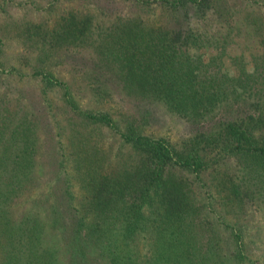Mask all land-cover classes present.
<instances>
[{
  "label": "trees",
  "instance_id": "16d2710c",
  "mask_svg": "<svg viewBox=\"0 0 264 264\" xmlns=\"http://www.w3.org/2000/svg\"><path fill=\"white\" fill-rule=\"evenodd\" d=\"M106 1L85 0V8L66 10L57 15L50 32L54 29L52 35L58 36L60 45L85 42L91 52L100 51L106 61L116 64L123 76L120 110H108L106 105L103 110L98 106L85 111L71 94L72 86L80 84L53 80L50 71L37 68L43 82L49 83L42 99L48 89L64 87L65 101L80 115L79 121L72 122L52 113L50 122L58 136L66 129L72 132L67 159L73 168L71 174L64 170V178L82 179L76 204L53 185L57 201L46 213L49 218L35 209H24L22 217L16 216V199H29L42 173V169L38 173L43 146L39 130L44 114L36 108L40 97L7 102L9 90L0 91V264H222L225 257L233 264H247L249 246L237 231V222L228 246L219 236L207 238L200 233L203 208L193 182L187 189V180L193 175L202 181L207 172L228 169L234 162L243 173L238 182L229 179L230 188L216 186L226 211L231 207L242 211L246 188H257L264 200V13L251 2L243 9L250 11L249 18L239 16L216 42L206 44L216 51L196 49L195 56L190 46L197 44L194 24L185 27L181 20L189 17L191 8H205L213 0H127L136 7L156 2L169 13L165 21L150 20L142 13L116 15L112 7L102 5ZM234 27L247 31L237 36L231 34ZM229 49L238 54L230 56ZM86 79L98 101L107 104L110 84L98 75ZM133 101L141 106L157 102L186 119L195 133L176 143L150 133L146 123L152 109L137 114ZM99 124L129 145L131 158H112L104 150L94 135ZM87 133L95 140H86ZM45 157L49 158L46 152ZM50 159V179L58 178L57 167L62 168L65 160ZM52 217V226L60 234L56 245L45 237ZM145 240L150 241V256L140 249Z\"/></svg>",
  "mask_w": 264,
  "mask_h": 264
},
{
  "label": "rangeland",
  "instance_id": "374dc122",
  "mask_svg": "<svg viewBox=\"0 0 264 264\" xmlns=\"http://www.w3.org/2000/svg\"><path fill=\"white\" fill-rule=\"evenodd\" d=\"M251 2L257 3V7L264 13V0H213L205 8L199 10L191 8L189 17H183L181 20L185 27L188 23L194 24L193 32L197 37V42L195 41L197 44H190L193 52L191 54L197 56L199 52L196 53L195 50H200L201 48L205 53H209L212 50L216 51L213 45H208L212 46L210 49L206 44L216 42V38L226 33L228 24L233 23L239 16H242L244 20L249 18L250 11L243 9ZM154 3L156 2H153L151 6L147 5L145 7L137 4L136 7L127 0H107L102 5L112 7L116 15L136 16L142 13L150 20H167L169 13L166 10H162V7L154 5ZM80 6L82 8L87 6L85 0H0V30L3 28L0 32V36L2 34L3 39L0 41V91L9 90L7 102L25 101L29 98L40 97L36 108L44 114V122L41 124L42 130H39L40 142L43 146L40 148L39 158L41 159L38 163V173H40L41 169L42 173L39 175L40 179L31 192L29 199L23 201L21 198L16 199L17 202L14 207L17 217H22L24 209L25 211L35 209L42 217L49 218L46 213H48L53 203L57 201L56 196L52 193L53 185L57 187V192L65 194L66 199L75 201V204L80 199L83 191L80 176L70 180L64 178V175H66L64 170H68V173L71 174L73 168L71 159H67L70 158L69 152L72 145L70 137H72V132L66 129L62 136H58L55 133L56 128L52 127L51 130L50 125L52 113H55L56 117L60 119L67 118V120L70 119L72 122L79 121L80 115L77 110L73 109L70 102L65 101L64 87L47 88L48 96L45 100L42 99L44 87L49 83L46 80L43 82L42 74H37L38 66H40L39 68L42 71L44 69L46 72L50 71V78H55L53 80L66 81L71 83L70 85H75L74 82L80 84L81 86L76 85V88L72 86L71 94L78 106L85 109V111L97 110L98 106L99 109L102 108L103 110L107 105L108 110L115 112L122 107L120 97L124 95V92L120 91V86L123 76L116 64L111 65V63L106 61L100 51L97 54L91 52L89 50L91 47L85 42L70 43V41H65L66 44L60 45L55 40L58 36L56 34L52 35L54 29L52 33L50 32V29L54 28L56 24L57 15H61L69 9L80 8ZM16 25L19 26L18 29H16ZM9 26L10 28L7 31L5 28ZM242 30L247 31L244 28L234 27L231 34L241 35ZM261 35L264 37V32ZM261 35L259 39H262ZM229 52H232L229 53L230 56L238 54L236 50L229 49ZM45 55H49V57H44ZM244 59L243 61H246L247 56ZM39 61L44 62L41 63ZM98 68L100 72L96 73ZM13 70H16L15 74L10 73ZM87 75H95V77L98 75L103 83L110 84L109 93L111 95L106 97L107 104L106 102L102 103L103 99L98 101L94 92L90 91L86 79ZM222 78L220 77L219 79ZM152 102L151 105L141 106L133 101L131 105L137 107V114H139L140 110L149 111L152 109L150 117L148 115L149 121L146 123V128L150 133L166 137L174 143L183 141L195 133L194 127L186 119L175 116L166 108L157 104V102ZM75 126L78 129H82L83 125L77 123ZM99 126L94 135L97 141L101 142L104 150L110 152L112 158H120L121 155L126 159L131 158L129 145L120 140L118 135L110 128L100 124ZM76 135L77 133L74 134V136ZM87 135L85 136L86 140H95L91 133H87ZM49 137L52 138L50 142H48ZM60 140H62L61 145L59 144ZM68 145H70V149L67 148ZM50 147L55 148L54 153L49 152ZM63 148L65 149L63 150ZM45 152L49 158L45 157ZM63 153H67V156H62ZM53 156L60 159L63 158L65 163L64 165L62 164V168L57 167L60 177H52L50 179V174L53 172L50 167V158H53ZM240 171V169L237 170L236 164L231 162L228 169L207 172L203 175L204 179L202 181L194 180L193 175L190 177L186 175L190 179L187 180V189L193 182V189L198 194L200 206L203 208L199 213V216L202 215L201 217L203 218L201 220V234H204L207 238L219 236L222 238V242L228 246V240L232 238L233 225L237 222V231L242 232L246 244L249 246L247 254L250 256V261L247 264H264V200L261 199L260 193H257L258 189L255 186L256 191L246 188V191H243L246 202L242 207V211H238L236 207H231L230 212H228L223 207L222 196L218 193L220 187L216 188L217 185H224L230 188L232 186L230 183L232 182L229 183L228 180L233 179V182H238L239 176L243 175ZM73 174H76V170ZM183 177H185V174ZM209 195H214L215 198L209 200ZM49 220V226L45 229V237L56 245L55 240L60 238V234L52 226L53 222L51 220H53V217ZM67 220H70L69 215ZM226 225L230 227L227 228ZM146 241L141 243L140 249L144 254L150 256L153 251L150 241H147L148 244ZM203 242H205V239H203ZM228 254L230 255L231 253ZM222 264L233 263L228 257H225V262Z\"/></svg>",
  "mask_w": 264,
  "mask_h": 264
}]
</instances>
